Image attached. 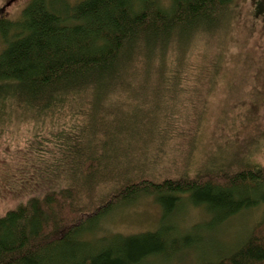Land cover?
I'll return each mask as SVG.
<instances>
[{
	"label": "trees",
	"instance_id": "trees-1",
	"mask_svg": "<svg viewBox=\"0 0 264 264\" xmlns=\"http://www.w3.org/2000/svg\"><path fill=\"white\" fill-rule=\"evenodd\" d=\"M70 1L29 0L17 18H0V129L50 128L32 140L49 188L0 212V264H157L199 242L171 224L186 202L210 227L264 203V168L236 150L176 174L160 165L196 144L221 64L212 45L236 0ZM142 197L160 206L156 229H102ZM199 256L264 264V218L232 250Z\"/></svg>",
	"mask_w": 264,
	"mask_h": 264
},
{
	"label": "rangeland",
	"instance_id": "rangeland-1",
	"mask_svg": "<svg viewBox=\"0 0 264 264\" xmlns=\"http://www.w3.org/2000/svg\"><path fill=\"white\" fill-rule=\"evenodd\" d=\"M27 3L29 0H0V18H17ZM263 8L264 0L234 3L220 44L212 45L220 48L221 64L211 92L200 106L196 144L190 155L187 149L180 148L175 155H169V162H160L172 171L170 174L198 167L206 155L224 150H232L226 152L232 156L236 150L239 158L251 159L264 168ZM49 131L40 122L16 120L0 129V212L48 190L49 182L42 180L43 169L32 153V140L35 134L46 135ZM224 158L230 161L229 155ZM160 215V206L151 197H142L114 208L101 219L100 226L108 233L134 234L156 229ZM263 218L264 203H261L223 225L210 227L202 208L186 202L173 214L171 224L178 234H197L199 242L193 250L157 264H195L203 250L230 251Z\"/></svg>",
	"mask_w": 264,
	"mask_h": 264
}]
</instances>
